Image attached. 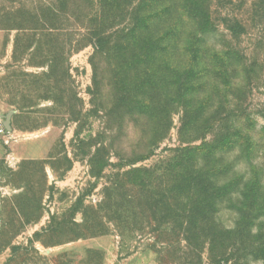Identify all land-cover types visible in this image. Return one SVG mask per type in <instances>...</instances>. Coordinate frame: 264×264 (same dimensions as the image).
<instances>
[{"label": "rangeland", "instance_id": "1", "mask_svg": "<svg viewBox=\"0 0 264 264\" xmlns=\"http://www.w3.org/2000/svg\"><path fill=\"white\" fill-rule=\"evenodd\" d=\"M84 1L0 0V264H264V0H163L174 42L137 64L75 49ZM138 2L107 0V32ZM182 146L198 188L172 185Z\"/></svg>", "mask_w": 264, "mask_h": 264}, {"label": "trees", "instance_id": "2", "mask_svg": "<svg viewBox=\"0 0 264 264\" xmlns=\"http://www.w3.org/2000/svg\"><path fill=\"white\" fill-rule=\"evenodd\" d=\"M113 1L115 3L117 0ZM84 2L83 5L85 4L88 6L87 3H90V5L97 7V9H94V16L96 17L95 19L91 20L93 27L84 25V23H90L89 19L91 18H89L88 14H80L77 16L65 14L63 16L64 20L66 21L70 18H73L78 26V37L75 44L76 50H79L90 44L94 48H97L99 52L103 53L104 55L110 54L111 51H116L119 53V57H122L124 60H130L137 64L146 62L147 60H154L157 57H165L169 51V46L174 42L175 35L173 34L172 29L165 30L160 34L155 33L160 22L167 21L170 16V20L172 21L175 15L171 14V12H168L169 10H172V8H167V4L163 5V0H139L133 14V21L130 26L126 29L115 32H107V28H105V20L107 19V0H96L95 2L89 0L85 3ZM70 4L71 3L67 2L66 6ZM182 4H184L183 1ZM172 11L174 12V10ZM190 15L191 14L188 13L187 17L189 16L194 21V17H191ZM58 16V14L53 12V10L48 7L47 12L42 14L39 18L41 23L44 25L42 28L50 31L53 30L54 23L57 21ZM182 17L183 15L179 16L177 18V22L181 21ZM136 74L141 75L135 71V75ZM148 76L151 80V73ZM141 102L143 106L140 113L143 114L145 118L147 116H156L155 111L152 109V103H146L145 99H143ZM162 124L163 122L160 119L158 124L153 125V127L155 130H159L163 128ZM194 148V146H182L173 150L174 157L172 160V167L174 175L172 177V185L176 188L188 184L193 187L192 189H194L201 185L199 172L192 173L188 170L190 168L189 166L192 165V162H196V160L204 153L205 148L197 147V150H193ZM189 153H193L195 157L189 156L191 155ZM146 156H141L140 158L144 159ZM142 170L145 174L146 172H149L146 168ZM196 213V209H191V213L186 214L184 217H187V219L188 217L193 218L196 217L193 216ZM219 245L220 247L218 249L221 251V264H227L229 261L227 243L222 242Z\"/></svg>", "mask_w": 264, "mask_h": 264}, {"label": "built area", "instance_id": "3", "mask_svg": "<svg viewBox=\"0 0 264 264\" xmlns=\"http://www.w3.org/2000/svg\"><path fill=\"white\" fill-rule=\"evenodd\" d=\"M9 130H7L4 126V122L0 119V136L4 139L6 143L9 141Z\"/></svg>", "mask_w": 264, "mask_h": 264}, {"label": "water", "instance_id": "4", "mask_svg": "<svg viewBox=\"0 0 264 264\" xmlns=\"http://www.w3.org/2000/svg\"><path fill=\"white\" fill-rule=\"evenodd\" d=\"M4 126H5V128L7 129V130H9L10 128H9V125H8V123L7 122H4Z\"/></svg>", "mask_w": 264, "mask_h": 264}]
</instances>
